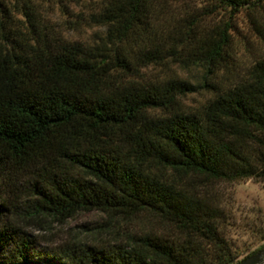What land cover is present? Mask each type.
<instances>
[{
  "label": "trees",
  "instance_id": "1",
  "mask_svg": "<svg viewBox=\"0 0 264 264\" xmlns=\"http://www.w3.org/2000/svg\"><path fill=\"white\" fill-rule=\"evenodd\" d=\"M209 1L249 24L259 48L244 73L230 68L226 24L194 53L203 81L136 79L167 58L133 48L148 18L146 0H110L100 21L105 35L94 43L51 40L34 29L1 35L0 264H237L264 248L263 229V243L241 256L221 207L189 179H264V0ZM182 55L174 52L175 61ZM200 90L207 100L184 108L181 98ZM90 210L150 212L166 229L122 243L45 249L11 218L25 212L64 223Z\"/></svg>",
  "mask_w": 264,
  "mask_h": 264
},
{
  "label": "rangeland",
  "instance_id": "2",
  "mask_svg": "<svg viewBox=\"0 0 264 264\" xmlns=\"http://www.w3.org/2000/svg\"><path fill=\"white\" fill-rule=\"evenodd\" d=\"M146 1L148 18L139 26L132 42L133 48L137 51L158 49L167 58L161 64H151L134 73L138 80L159 81L176 74L193 83L203 81L206 69L196 64L194 53L210 39L217 38L226 24L231 25L229 34L234 41L232 59H229L233 71L244 73L258 52L259 45L252 37L249 24L236 18L230 19L229 14L223 11H216L209 0ZM109 2L0 0V37H16L19 32L28 33L34 29L51 40L67 38L94 43L105 35L106 28L100 21L102 9ZM176 51L183 53L180 56L183 62L175 61ZM219 78L224 82L228 79L226 75ZM209 96L208 90H200L183 96L181 102L184 108L195 109ZM189 179L212 203L221 207L225 213L227 238L241 256L256 250L263 243L264 179L210 183L198 177ZM1 195L9 205L18 204L20 200L12 193L3 192ZM11 218L27 233L36 236L45 249L72 241L91 245L122 243L133 234L166 229L160 218L150 212L124 217L99 210L82 211L64 223L50 217L30 218L25 212ZM4 223L5 219L0 220V225Z\"/></svg>",
  "mask_w": 264,
  "mask_h": 264
},
{
  "label": "water",
  "instance_id": "3",
  "mask_svg": "<svg viewBox=\"0 0 264 264\" xmlns=\"http://www.w3.org/2000/svg\"><path fill=\"white\" fill-rule=\"evenodd\" d=\"M237 264H264V248L249 255Z\"/></svg>",
  "mask_w": 264,
  "mask_h": 264
}]
</instances>
